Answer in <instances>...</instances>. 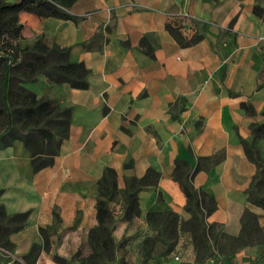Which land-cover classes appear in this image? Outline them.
<instances>
[{
  "label": "crops",
  "instance_id": "crops-1",
  "mask_svg": "<svg viewBox=\"0 0 264 264\" xmlns=\"http://www.w3.org/2000/svg\"><path fill=\"white\" fill-rule=\"evenodd\" d=\"M67 9L77 18L19 13L22 44L43 38L69 47L71 59L90 68L86 88L44 73L25 83L73 112L52 165L34 170L21 138L0 143V203L9 214L29 212L10 235L19 252L41 243L55 219L58 231L95 226L107 166L119 173V188L151 167L161 173L157 185L138 193L140 217L173 210L190 218L187 189L173 175L176 159L195 165L218 152L223 159L193 177L217 203L207 221L237 235L249 207L264 226L263 208L248 200L257 165L243 142L254 143L264 159V137L252 129L264 123V0H76ZM168 23L202 38L183 45ZM233 261L250 264L241 253Z\"/></svg>",
  "mask_w": 264,
  "mask_h": 264
},
{
  "label": "trees",
  "instance_id": "trees-1",
  "mask_svg": "<svg viewBox=\"0 0 264 264\" xmlns=\"http://www.w3.org/2000/svg\"><path fill=\"white\" fill-rule=\"evenodd\" d=\"M76 0H0V143L7 145L15 138H21L32 155V166L38 171L54 163L61 142L70 134L72 118L71 108L62 107L50 98L38 96L26 86V82L34 80L44 73L51 82L69 83L72 87L86 88L89 69L83 61L71 59L69 47L57 43L49 44L39 38L33 44H22L24 24L20 21L22 10L39 16H57L66 19L77 17L68 11ZM67 9V10H66ZM257 11V7H256ZM168 27L176 39L185 45L195 44L202 38L194 34L187 38L181 31V25L168 23ZM250 113H255L252 105L244 103ZM16 122H21L26 132H16ZM255 138L264 137V123H253ZM248 157L257 165V171L248 188V200L264 210V159L259 148L252 142L243 139ZM223 152L211 156L199 157L192 165L185 159H176L173 175L187 189L189 201L187 209L191 217L183 218L173 210L149 211L146 218L155 228L154 233L145 236L142 241L143 260L147 264L150 259L167 256L177 249L182 232H188L194 243L196 261H206L217 254L230 256L238 247L254 246L264 243V226L259 215L247 207L242 215L243 226L239 234L224 231L218 222H206L207 216L217 207L214 196L193 183L195 173L201 169H209L221 161ZM118 172L107 166L98 181L99 194L96 202L98 223L88 232V250L80 249L76 264H109L115 260L119 243L110 226L113 218L111 202L117 192H122L126 204V218L132 220L140 214V190L157 185L162 176L159 171L149 168L143 176H130L126 186L119 188ZM29 212L9 214L0 203V222L8 224L1 229L5 241L14 245L10 235L25 226ZM206 222V223H205ZM211 241H213L212 248ZM39 252V244H34L26 254L35 260ZM55 258L66 263L65 258ZM118 264H133L123 259Z\"/></svg>",
  "mask_w": 264,
  "mask_h": 264
},
{
  "label": "rangeland",
  "instance_id": "rangeland-1",
  "mask_svg": "<svg viewBox=\"0 0 264 264\" xmlns=\"http://www.w3.org/2000/svg\"><path fill=\"white\" fill-rule=\"evenodd\" d=\"M16 132L24 134V129L21 122H16ZM123 193L117 192L111 202L113 209V218L110 221V226L119 248L116 251L115 260L109 264H118L123 259L130 260L133 264H142L143 251L142 241L145 236L154 233L155 228L148 222L146 217L142 218L139 215L133 217L132 220L126 218V204L123 200ZM264 216V213L262 214ZM206 222L207 218L205 219ZM28 219L25 223L27 224ZM61 220L55 219L54 225L48 229L41 231L42 242L39 244V252L35 260L26 257L16 247V244L10 245L5 241L1 229L8 224L6 221L0 222V264H76V254L80 249L88 250L87 240L89 230H80L78 225H70L67 229L59 230ZM205 222V223H206ZM212 248L213 241H211ZM34 246V245H33ZM32 249V248H31ZM31 251V250H30ZM250 251L253 253L250 254ZM238 253L246 256L250 264H264V243L254 246L238 247L236 252L230 256L217 254L206 261L198 263L196 261V251L193 239L188 232H182L179 238L177 249L167 256H159L150 259L147 264H233V259ZM65 258L63 263L55 258V255ZM47 255L51 262H47L44 256ZM179 256V259L176 257Z\"/></svg>",
  "mask_w": 264,
  "mask_h": 264
},
{
  "label": "built area",
  "instance_id": "built-area-1",
  "mask_svg": "<svg viewBox=\"0 0 264 264\" xmlns=\"http://www.w3.org/2000/svg\"><path fill=\"white\" fill-rule=\"evenodd\" d=\"M176 258L179 259V256H177Z\"/></svg>",
  "mask_w": 264,
  "mask_h": 264
}]
</instances>
